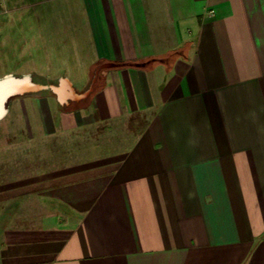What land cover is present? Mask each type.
<instances>
[{
    "label": "crops",
    "instance_id": "obj_1",
    "mask_svg": "<svg viewBox=\"0 0 264 264\" xmlns=\"http://www.w3.org/2000/svg\"><path fill=\"white\" fill-rule=\"evenodd\" d=\"M78 1L19 74L0 264H264V0Z\"/></svg>",
    "mask_w": 264,
    "mask_h": 264
},
{
    "label": "rangeland",
    "instance_id": "obj_2",
    "mask_svg": "<svg viewBox=\"0 0 264 264\" xmlns=\"http://www.w3.org/2000/svg\"><path fill=\"white\" fill-rule=\"evenodd\" d=\"M66 3L67 0H0V76L30 72L34 77H44L58 71L63 61L61 43L75 42L79 31L74 27L79 18V1ZM67 6L73 9L72 13L65 11ZM80 34L82 40V31ZM31 80L38 84L49 81ZM20 97V94L12 96L6 102V112L0 118V150L7 147L5 139L11 141V149L24 136L20 112L14 104Z\"/></svg>",
    "mask_w": 264,
    "mask_h": 264
},
{
    "label": "water",
    "instance_id": "obj_3",
    "mask_svg": "<svg viewBox=\"0 0 264 264\" xmlns=\"http://www.w3.org/2000/svg\"><path fill=\"white\" fill-rule=\"evenodd\" d=\"M39 88V85L31 80L29 76H6L0 77V118L6 112L7 100L15 95L33 91Z\"/></svg>",
    "mask_w": 264,
    "mask_h": 264
},
{
    "label": "built area",
    "instance_id": "obj_4",
    "mask_svg": "<svg viewBox=\"0 0 264 264\" xmlns=\"http://www.w3.org/2000/svg\"><path fill=\"white\" fill-rule=\"evenodd\" d=\"M208 13H209L210 15H212L214 12H213L212 9H210V10H208Z\"/></svg>",
    "mask_w": 264,
    "mask_h": 264
},
{
    "label": "bare ground",
    "instance_id": "obj_5",
    "mask_svg": "<svg viewBox=\"0 0 264 264\" xmlns=\"http://www.w3.org/2000/svg\"><path fill=\"white\" fill-rule=\"evenodd\" d=\"M11 75H6V78H9Z\"/></svg>",
    "mask_w": 264,
    "mask_h": 264
}]
</instances>
